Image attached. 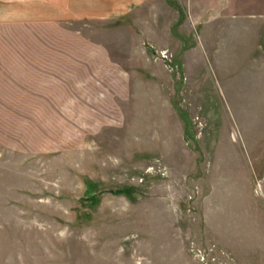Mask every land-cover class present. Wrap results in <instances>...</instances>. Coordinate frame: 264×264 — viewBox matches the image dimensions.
<instances>
[{
	"label": "rangeland",
	"instance_id": "obj_1",
	"mask_svg": "<svg viewBox=\"0 0 264 264\" xmlns=\"http://www.w3.org/2000/svg\"><path fill=\"white\" fill-rule=\"evenodd\" d=\"M0 264H264V0L0 25Z\"/></svg>",
	"mask_w": 264,
	"mask_h": 264
},
{
	"label": "crops",
	"instance_id": "obj_2",
	"mask_svg": "<svg viewBox=\"0 0 264 264\" xmlns=\"http://www.w3.org/2000/svg\"><path fill=\"white\" fill-rule=\"evenodd\" d=\"M145 0H0V25L63 23L127 14Z\"/></svg>",
	"mask_w": 264,
	"mask_h": 264
}]
</instances>
